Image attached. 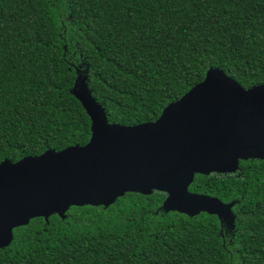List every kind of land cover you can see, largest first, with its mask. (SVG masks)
Segmentation results:
<instances>
[{
  "label": "trees",
  "instance_id": "obj_1",
  "mask_svg": "<svg viewBox=\"0 0 264 264\" xmlns=\"http://www.w3.org/2000/svg\"><path fill=\"white\" fill-rule=\"evenodd\" d=\"M210 69L264 85V0H0V164L85 146L82 84L109 124L132 127ZM189 191L219 210L189 217L165 193H127L30 220L0 264H264L263 160L196 174Z\"/></svg>",
  "mask_w": 264,
  "mask_h": 264
},
{
  "label": "water",
  "instance_id": "obj_2",
  "mask_svg": "<svg viewBox=\"0 0 264 264\" xmlns=\"http://www.w3.org/2000/svg\"><path fill=\"white\" fill-rule=\"evenodd\" d=\"M75 98L91 121L85 146L0 164V249L32 219L109 207L127 193H165L164 206L189 217L217 212L216 199L189 191L195 175L264 161V85L244 90L221 70L210 69L155 122L132 127L109 124L85 84Z\"/></svg>",
  "mask_w": 264,
  "mask_h": 264
},
{
  "label": "snow or ice",
  "instance_id": "obj_3",
  "mask_svg": "<svg viewBox=\"0 0 264 264\" xmlns=\"http://www.w3.org/2000/svg\"><path fill=\"white\" fill-rule=\"evenodd\" d=\"M0 110H2V109H0Z\"/></svg>",
  "mask_w": 264,
  "mask_h": 264
}]
</instances>
